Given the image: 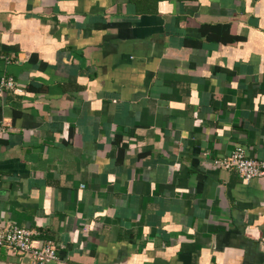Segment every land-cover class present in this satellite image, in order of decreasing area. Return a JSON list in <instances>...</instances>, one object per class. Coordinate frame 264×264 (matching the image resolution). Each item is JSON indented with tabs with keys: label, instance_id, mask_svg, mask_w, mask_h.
Listing matches in <instances>:
<instances>
[{
	"label": "crops",
	"instance_id": "1",
	"mask_svg": "<svg viewBox=\"0 0 264 264\" xmlns=\"http://www.w3.org/2000/svg\"><path fill=\"white\" fill-rule=\"evenodd\" d=\"M2 77L0 228L44 264H264V176L215 162L264 159V0H0Z\"/></svg>",
	"mask_w": 264,
	"mask_h": 264
},
{
	"label": "built area",
	"instance_id": "2",
	"mask_svg": "<svg viewBox=\"0 0 264 264\" xmlns=\"http://www.w3.org/2000/svg\"><path fill=\"white\" fill-rule=\"evenodd\" d=\"M4 90L20 91L12 77L0 79V92ZM220 167L234 169L242 181L248 182L255 177L264 176V159L252 158L246 155L242 147H237L231 155L216 160ZM32 229L9 225L0 228V247L11 250L35 264H44L56 258L55 247L50 243H42L33 238Z\"/></svg>",
	"mask_w": 264,
	"mask_h": 264
}]
</instances>
